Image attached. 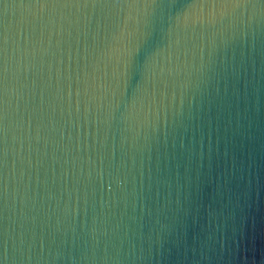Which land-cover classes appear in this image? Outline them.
Returning a JSON list of instances; mask_svg holds the SVG:
<instances>
[{
	"label": "water",
	"instance_id": "water-1",
	"mask_svg": "<svg viewBox=\"0 0 264 264\" xmlns=\"http://www.w3.org/2000/svg\"><path fill=\"white\" fill-rule=\"evenodd\" d=\"M197 2L0 6L3 264H264V14Z\"/></svg>",
	"mask_w": 264,
	"mask_h": 264
},
{
	"label": "snow or ice",
	"instance_id": "snow-or-ice-1",
	"mask_svg": "<svg viewBox=\"0 0 264 264\" xmlns=\"http://www.w3.org/2000/svg\"><path fill=\"white\" fill-rule=\"evenodd\" d=\"M6 0H0V6L5 5ZM155 3V0H152ZM21 4L28 3L29 6H34L35 8L41 10L42 12L49 9H79L87 7H103L107 6L108 0H20ZM219 6L227 7L231 6L236 9H253L256 10L257 5H259L262 14H264V0H198L196 3V8L201 9L205 7L215 8ZM203 5V7H201ZM7 24L6 16L0 14V166L6 165L8 151L6 148V137H7V128L6 121L8 119V107L6 97L8 95V76H9V64H8V43L9 39L7 36ZM71 79V78H70ZM75 95L80 97L81 92V82L79 77L75 81ZM69 88L72 89L73 85L70 83ZM72 94V91H71ZM84 95H87V86L84 87ZM4 192V189H3ZM0 264H3V261L0 260Z\"/></svg>",
	"mask_w": 264,
	"mask_h": 264
}]
</instances>
